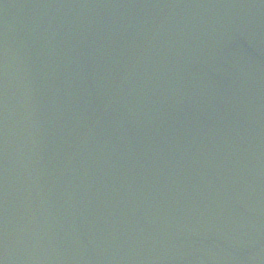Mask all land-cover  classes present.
<instances>
[{"label":"water","instance_id":"obj_1","mask_svg":"<svg viewBox=\"0 0 264 264\" xmlns=\"http://www.w3.org/2000/svg\"><path fill=\"white\" fill-rule=\"evenodd\" d=\"M0 264H264V0H0Z\"/></svg>","mask_w":264,"mask_h":264}]
</instances>
